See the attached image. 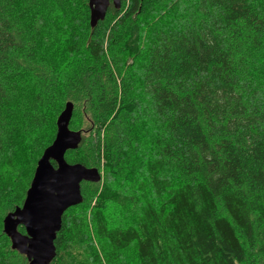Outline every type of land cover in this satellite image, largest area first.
<instances>
[{
	"label": "trees",
	"instance_id": "obj_1",
	"mask_svg": "<svg viewBox=\"0 0 264 264\" xmlns=\"http://www.w3.org/2000/svg\"><path fill=\"white\" fill-rule=\"evenodd\" d=\"M53 3L71 24L59 56L45 34ZM68 102L81 141L65 159L102 178L82 182L51 264L264 258V0H121L94 28L88 0H0V264H28L3 220ZM109 207L131 221L111 225Z\"/></svg>",
	"mask_w": 264,
	"mask_h": 264
},
{
	"label": "water",
	"instance_id": "obj_2",
	"mask_svg": "<svg viewBox=\"0 0 264 264\" xmlns=\"http://www.w3.org/2000/svg\"><path fill=\"white\" fill-rule=\"evenodd\" d=\"M88 1L92 28L105 19L111 3L116 8L121 5V0ZM72 112L73 104L68 102L57 120L54 141L38 160L22 206L8 213L3 220V232L10 239L12 249L25 255L28 264L52 263L57 255L54 243L62 227L63 215L83 201L82 182H99L102 178L98 170L88 169L82 164H69L65 159L67 151L76 149L81 141V133L69 129ZM48 169L62 172L65 176L55 199L45 195L50 190L44 178ZM20 226L25 233L19 231Z\"/></svg>",
	"mask_w": 264,
	"mask_h": 264
},
{
	"label": "rangeland",
	"instance_id": "obj_3",
	"mask_svg": "<svg viewBox=\"0 0 264 264\" xmlns=\"http://www.w3.org/2000/svg\"><path fill=\"white\" fill-rule=\"evenodd\" d=\"M50 9H48V13L46 16H48V24H47V33L46 38L49 39L47 45L51 48L52 54L55 56H59L60 52H63V41L65 36L67 35V32L70 28V22H68V19L63 12L59 8H54L55 4H50ZM151 21L147 19V24ZM63 57V56H62ZM58 58V57H57ZM59 62V60H58ZM27 81V80H26ZM72 101L75 102V105L79 109V113L74 121V127L77 129H82L83 131L86 130V127L88 126V119H89V112L84 107V98L83 95L77 94L74 97H72ZM138 180V178H133V181ZM132 183L129 179H125L122 185H128ZM108 220L109 223L112 225L120 224L122 220L125 222L131 221V216L122 214L119 209L116 208H108ZM100 242H95V247H99ZM72 256H68L67 258L71 259ZM122 261L124 264H136L134 260V256L131 253H125L122 255ZM260 259L257 261V264H264V258L259 257ZM71 264H74V259L72 258Z\"/></svg>",
	"mask_w": 264,
	"mask_h": 264
},
{
	"label": "snow or ice",
	"instance_id": "obj_4",
	"mask_svg": "<svg viewBox=\"0 0 264 264\" xmlns=\"http://www.w3.org/2000/svg\"><path fill=\"white\" fill-rule=\"evenodd\" d=\"M45 181L49 187V191L45 193L49 198L55 199V197L59 194L61 185L65 181V176L62 172L53 171L48 169L44 173Z\"/></svg>",
	"mask_w": 264,
	"mask_h": 264
}]
</instances>
